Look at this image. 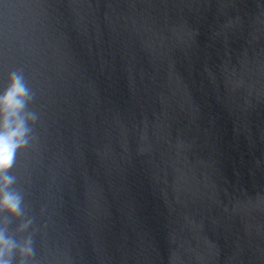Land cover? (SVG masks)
Masks as SVG:
<instances>
[{
	"label": "water",
	"instance_id": "95a60500",
	"mask_svg": "<svg viewBox=\"0 0 264 264\" xmlns=\"http://www.w3.org/2000/svg\"><path fill=\"white\" fill-rule=\"evenodd\" d=\"M13 70L37 264H264V0H0Z\"/></svg>",
	"mask_w": 264,
	"mask_h": 264
},
{
	"label": "clouds",
	"instance_id": "9594fccd",
	"mask_svg": "<svg viewBox=\"0 0 264 264\" xmlns=\"http://www.w3.org/2000/svg\"><path fill=\"white\" fill-rule=\"evenodd\" d=\"M35 98L23 71H11L0 90V264H37L36 232L29 231L34 217L29 215L25 190L12 173L19 154L37 139L40 114L32 107Z\"/></svg>",
	"mask_w": 264,
	"mask_h": 264
}]
</instances>
